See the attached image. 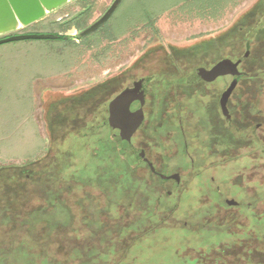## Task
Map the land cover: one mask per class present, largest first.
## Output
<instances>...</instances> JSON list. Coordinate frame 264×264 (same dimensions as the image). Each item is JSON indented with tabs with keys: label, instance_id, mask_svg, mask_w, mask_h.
<instances>
[{
	"label": "rangeland",
	"instance_id": "obj_1",
	"mask_svg": "<svg viewBox=\"0 0 264 264\" xmlns=\"http://www.w3.org/2000/svg\"><path fill=\"white\" fill-rule=\"evenodd\" d=\"M111 1H70L17 32L63 35V41L25 40L0 45V168H24L27 176L34 177L30 178L34 182L29 187L34 186L40 197L46 192L44 187L56 186L57 181L61 185L68 180L60 178L58 167H43L47 172L30 167L38 162L51 164L56 153H69L68 158L64 157V162L69 160L63 175L91 176L97 167L90 153L96 145L103 149V143L101 147L99 144L110 134L107 126L98 123L105 118L108 102L124 87L137 78H150L159 96L163 97L161 121L173 116L197 121L203 113L196 110L200 106L195 102H206L208 98L197 97L204 91L200 84L187 86V75L221 59L242 56L248 43L250 56L243 70L249 71L248 79H251L241 82L229 108L239 118L241 129H246L250 121L260 124V129L254 133L260 141H255L256 136H247L243 130L233 140L230 135H223L224 142L218 143L221 149L212 152L214 154L204 153L200 160L195 159L193 169L194 172L203 170L202 174L213 177L215 182L222 180L221 189L229 191V196L235 200L242 199L245 192L230 185L263 189L264 0H122L104 24L81 36L106 12ZM228 83L220 79L212 87L219 96ZM189 98H192L190 103ZM154 99L151 94V101ZM253 101L256 105L260 103L259 110L253 109ZM209 107L208 123L220 126L222 121L213 114L214 105ZM148 112L152 115L153 107L148 108ZM112 131L116 133L114 127ZM85 134L88 136L84 137ZM215 142L208 145L211 151ZM34 171L38 173L32 174ZM130 173L128 169L122 172L125 183L135 187L133 202L145 212L135 220V227H131L130 222L135 215L124 205L129 201L127 192H131L128 189L123 193L125 199L119 198L112 203L96 195L93 202L83 200L84 207L62 202L52 219L64 226L62 234L66 241L61 243L58 239L56 242L53 238L48 241L53 247L43 246L49 264H196L191 251L208 252L237 236L228 234L224 225L218 230L217 225L227 217L233 222V219L239 220L238 210L219 214L220 205L202 196V189H198L199 204L192 200L195 193L191 191L179 207L176 218L187 222V228L168 221L166 213L157 212L159 219L148 218L146 213L151 212V205L147 203L146 192L137 191L141 179ZM142 185V189L147 190L146 185ZM74 190L78 194L80 189L76 186ZM248 194L245 202L250 206L262 196L255 190ZM0 198L12 205L24 199L20 192L6 193ZM168 205L162 202L161 212L169 211ZM256 207L257 213L262 211L260 205ZM93 213L95 215L87 216ZM8 218L0 209V228L11 225ZM168 222L176 226L168 227ZM254 224L255 218L250 217L252 229ZM86 234L89 237L82 241L85 246L81 247L82 252L89 238L99 243L77 259L78 252L72 246L76 244L75 239L81 241ZM105 240L106 243H102ZM6 242H0V247ZM65 243L71 248H63ZM25 249L20 256L18 251L5 255L4 264H24L22 258L28 260L26 264H34L36 261L30 258L35 254L28 257L25 253L35 251L29 247ZM38 261L45 264L44 258Z\"/></svg>",
	"mask_w": 264,
	"mask_h": 264
},
{
	"label": "flooded vegetation",
	"instance_id": "obj_2",
	"mask_svg": "<svg viewBox=\"0 0 264 264\" xmlns=\"http://www.w3.org/2000/svg\"><path fill=\"white\" fill-rule=\"evenodd\" d=\"M74 1H83V0H74ZM72 1V2H74ZM114 0L111 1L108 8L111 6ZM122 0L119 2L117 7L120 5ZM67 5V4H66ZM64 5V6H66ZM63 6V7H64ZM116 7V8H117ZM62 8V7H61ZM115 8V10H116ZM108 10V9H107ZM106 10V11H107ZM114 10V11H115ZM113 11V13H114ZM104 15V14H103ZM102 15V16H103ZM112 15V14H111ZM102 16H100L96 21H98ZM109 19V18H108ZM94 21V23L96 22ZM63 36V35H59ZM58 36V37H59ZM64 37V36H63ZM64 39H61L63 41ZM250 44L245 45V52L242 54V56L238 58H232L228 57L225 59H230L232 62H236L237 60L244 57L246 54V57L243 59L242 62L238 65V71L242 74L240 77H238L237 86L235 87L233 93L231 94L227 104L225 111L223 112L221 108L220 103V97L222 92L228 87L229 83L232 81V77L230 75L218 77L212 82H206L204 81L201 76L198 74V69L204 68L206 70L211 69L217 62H215L212 65H207L205 67H198L195 69L192 73V75H187V86H192L194 84H200L199 87L203 89L204 94L200 93L199 97L200 99L203 97H207L208 100L204 102L201 100V102L196 101L195 105L200 106V108H196V110H199V112H202L203 115L199 118L187 119L186 118H175V116L168 118L167 121L163 122L165 119H162L159 117V113H161L163 102L162 98L159 96V90L153 86V82H151L150 78L143 77V78H137L136 80L132 81L130 85L124 87L119 93H117L107 104L105 107V118L103 121L99 122V126H107L110 130V134L108 135V138L111 139V129L112 127L116 130V138H117V145L118 142L129 140V146L123 147V154L121 153V158L123 162L125 163L127 169L131 172L130 174H137V176L141 179V185L139 184V187L137 191L139 193L146 192L147 199L149 200L147 203L150 206L151 205V212L146 213L147 217L150 218L152 216H155L159 219V216L156 215L166 213V216L168 218V221H175L179 225L180 228H187V222L180 221L177 217L179 207L183 200H187L186 196L191 191L194 192V197L192 200L196 202V204H199L197 201L200 199V196L207 197L209 200L212 201L215 205H220L221 213L223 211L227 212L230 209H237L238 212H243L244 209H247L250 207V203H246V199L249 197L248 192L251 193L252 187L250 185L246 186H238V185H230L231 187L238 188L240 190H244V196L241 199H233L234 197L229 196L228 192L226 193L225 189H221L223 186V181L218 180L215 182V179L213 177H208L202 173L204 171L200 169V171L194 172V165H195V159L200 160L205 154H209L208 152H215L219 151L222 146H219L218 143L220 141L224 142L222 139L223 135H230L232 140L235 137H238V135L241 133L240 131H245L248 135L253 136V138L256 136L254 133L260 129V124H253L251 121L248 125L249 129L240 128L239 126V118H236L234 116L233 112H230L229 108L230 101H232L233 97L236 94V91H238L241 82L244 80H250L249 77V71L245 72L243 70V65L247 58L250 56L249 48ZM228 80L229 83L227 87L219 94L218 92L214 90L213 85L219 80ZM137 82L142 83L143 90H139L136 94H134L131 98L135 100V103L138 104L141 100L144 101L143 105H141L142 112H143V119L139 127L136 129V131L131 134H123L120 132L118 127L114 124V120L110 116L109 113V103L117 97L119 94L125 92L126 90H132ZM159 87V86H158ZM171 87V86H170ZM160 88V87H159ZM169 88V87H168ZM172 88L176 89L175 86H172ZM157 91H156V90ZM210 92V93H209ZM198 93V92H197ZM151 94L155 96L154 101H151ZM177 98V97H176ZM199 99V100H200ZM189 103L191 102L192 98H189ZM203 102V103H202ZM256 102V101H255ZM233 103V101H232ZM259 103V102H258ZM257 103V104H258ZM214 105L213 114L215 116H219V120L222 121L220 126L216 123H208L209 118V105ZM253 105V104H252ZM190 106V105H189ZM153 107L152 115L149 114L148 108ZM255 110V108L253 107ZM209 110V112H208ZM225 112L227 115H225ZM194 114V111H192ZM224 123V124H223ZM247 126V125H246ZM88 136L87 134L84 135ZM257 138V139H256ZM255 141H260V139L256 136ZM149 139V140H148ZM213 141L216 145L214 147V150L211 151V148L209 149V144ZM102 141L99 144V147H101ZM106 148V146L104 145ZM100 148L97 147V145L93 148L92 153H90V157L93 156L97 151H99ZM118 150V148H117ZM119 151V150H118ZM264 151V150H263ZM214 154V153H212ZM89 157V155H88ZM171 163L172 165H170ZM192 171V173H191ZM188 172V176H187ZM194 172V173H193ZM184 175V178H183ZM142 184L146 185V189H142ZM83 190L82 193L88 194V191L85 187H82ZM198 189H202V194L200 195ZM228 190V188H227ZM225 193V194H223ZM197 194V195H196ZM196 195V196H195ZM192 197V196H191ZM127 203L128 208L132 209L131 215H138L141 214L143 210L141 208H138V204L134 203V198ZM106 201L104 198L103 201ZM191 200V201H192ZM152 202V203H150ZM164 203H168L169 211L161 212L159 209V206ZM187 202V201H186ZM150 203V204H149ZM229 203H235V205H229ZM171 205V206H170ZM95 212V211H94ZM94 213L87 216H93ZM101 215V214H99ZM98 216V215H96ZM239 216V214L237 215ZM179 220V221H177ZM181 222H183L181 226ZM172 223V222H171ZM174 223L173 225L170 224V222L167 223L168 227L176 226ZM184 226V227H183ZM102 228V227H101ZM104 228H102V235L105 232ZM196 231V230H194ZM99 234V236H102ZM89 237L87 234L83 236L81 241H78L75 239L76 244L73 245V249L78 252L77 259H79L82 255V253L88 254L91 249L96 245H98L99 241L97 242L95 239H90V241H86L87 247L86 252L81 250V247H84V244L82 243L83 239ZM78 238V237H77ZM101 242V241H100ZM102 243H106V240ZM82 244V245H81ZM106 247V245H105Z\"/></svg>",
	"mask_w": 264,
	"mask_h": 264
},
{
	"label": "trees",
	"instance_id": "obj_3",
	"mask_svg": "<svg viewBox=\"0 0 264 264\" xmlns=\"http://www.w3.org/2000/svg\"><path fill=\"white\" fill-rule=\"evenodd\" d=\"M61 39H64V37L59 36L57 38V40ZM252 104L255 110H259L260 103L256 105L253 101ZM111 135L113 138H106V140L104 139L102 142L106 148H100V152L97 151L92 156L91 160L96 163L97 170L89 177L78 176L73 178L63 175V169L67 167L66 163L69 160L64 162L69 155V153L67 155L66 151L56 153L53 157L54 161L52 160L53 162L51 164L42 165L41 162H38L31 165L30 167L42 168V172L46 171L43 167H58L60 178H68V180L66 179L64 184L61 185H59L60 181L55 182L54 185L56 186L49 185L44 187L43 185L46 192L41 197L35 193L34 186L32 188L29 187L33 185L34 182V180H30V178L34 177L33 175L27 176L24 168H0V196L10 192H15V194L20 192L22 197H24V199H18V202L13 203V205L9 204V201L5 200V198H0V209L6 212V215L9 217V222H11L12 225L0 228V242L7 241L3 244V247L1 246L2 248L0 247V264L5 263V255L12 251H18L20 256V253L23 252L22 250L26 252L25 248L27 247L35 251L31 254L25 253L28 257L35 254L34 257L31 256L32 258H30L36 261L34 264H43L38 261L40 258H44V263L49 264L47 261L49 259L47 257L48 253L43 246L53 247L51 246V242L48 243V241H52L53 238L56 239V242L58 239L61 243L66 241V238L62 234L64 226L62 227L58 221L52 219V217L59 212L58 207H62V202L65 203L66 201L68 206L72 203H76L84 207L86 204L83 203V200L88 199V201L91 200L93 202L95 195L102 200L105 198L106 201H111V203L119 198L125 199V195H123L124 190L128 189L131 192H127V196H129L128 199L135 195V187L126 184L122 175V172L127 170V167L120 156V142H118L117 145L118 140L115 132L112 131ZM101 150H103V152H101ZM37 173L38 171H34L32 174ZM52 181L54 182L56 180L54 179ZM76 186L80 189L78 194L74 190ZM82 187L86 188L88 194L81 192L83 190ZM251 187L253 191L255 190L256 194H262V196H260L261 198L257 199V203L244 209L242 213L240 212L239 217L241 218H239V220L236 218L233 219L235 221L233 222L227 217V219H222L220 225H217L218 230L221 225H224V230L228 234L237 236L233 237L228 243L220 244L210 249L208 252L204 250L191 251L192 259L195 260L196 264H264V229H261L264 224V188H259V186ZM129 201H125L124 205L127 206ZM92 202L89 204H92ZM257 204L262 208V211L258 213L256 212ZM44 206H46L45 209ZM81 209L83 211V208ZM142 213L145 212L142 211ZM139 216L140 214L135 215L134 220H129L131 224H133L131 227H135V220L138 219ZM250 217L255 218L253 229L249 225ZM27 224H29V226H27ZM12 228H15V230ZM68 247L70 246L65 243L63 248ZM6 248L9 250L8 252L5 250ZM22 259L24 264L28 262L27 259Z\"/></svg>",
	"mask_w": 264,
	"mask_h": 264
},
{
	"label": "water",
	"instance_id": "obj_4",
	"mask_svg": "<svg viewBox=\"0 0 264 264\" xmlns=\"http://www.w3.org/2000/svg\"><path fill=\"white\" fill-rule=\"evenodd\" d=\"M51 1H55L56 4L48 7L47 3ZM70 1L74 0H0V45L25 40L57 39L59 35H26L17 34V32L21 28L42 19L50 12H54L63 7ZM120 1L121 0H114L104 15L81 33V36L89 34L97 27L104 24ZM246 55L236 62H232L230 59H223L209 70L204 68L198 69V74L206 82H212L218 77L227 75L232 77V81L222 92L220 97V104L223 112L225 111L226 104L231 94L237 86L238 77L242 75L238 71V65L243 61ZM142 86L141 82H137L132 90H126L109 103L108 108L110 116L114 120V124L123 134H133L142 122L143 112L141 105H143L144 101L141 100L136 104L135 100L131 98L139 90H143ZM225 115H227L226 112ZM125 145L129 146V140L119 143V150L121 153ZM229 205H235V203H229Z\"/></svg>",
	"mask_w": 264,
	"mask_h": 264
},
{
	"label": "bare ground",
	"instance_id": "obj_5",
	"mask_svg": "<svg viewBox=\"0 0 264 264\" xmlns=\"http://www.w3.org/2000/svg\"><path fill=\"white\" fill-rule=\"evenodd\" d=\"M55 4H56L55 1H51V2L47 3L48 7H51V6L55 5Z\"/></svg>",
	"mask_w": 264,
	"mask_h": 264
}]
</instances>
